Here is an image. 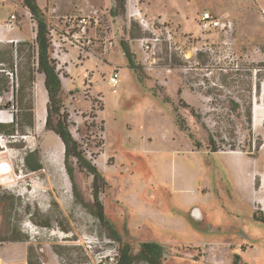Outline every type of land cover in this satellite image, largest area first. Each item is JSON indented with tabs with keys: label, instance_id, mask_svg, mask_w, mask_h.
Returning <instances> with one entry per match:
<instances>
[{
	"label": "rangeland",
	"instance_id": "obj_1",
	"mask_svg": "<svg viewBox=\"0 0 264 264\" xmlns=\"http://www.w3.org/2000/svg\"><path fill=\"white\" fill-rule=\"evenodd\" d=\"M126 1L121 9L115 0H37L69 129L109 184L98 195L106 217L130 244L132 264H149L136 254L151 239L165 248L163 264H232L235 254L234 264H264V116L254 127L252 114L255 97L264 114V0H138L155 34ZM204 10L230 18L234 33L202 35ZM27 11L0 0V24L14 13L21 36L16 45L0 34V112L13 113L0 123L14 125V134L0 131V153L14 166L11 177L0 174V263L28 264L29 252L30 264H115L119 243L96 216L92 176L70 158L71 177L61 140L38 122L47 100L35 97L44 76L30 70ZM154 35L159 67L148 70L139 43ZM114 65L113 88L105 80ZM17 87L31 111L12 105Z\"/></svg>",
	"mask_w": 264,
	"mask_h": 264
},
{
	"label": "trees",
	"instance_id": "obj_2",
	"mask_svg": "<svg viewBox=\"0 0 264 264\" xmlns=\"http://www.w3.org/2000/svg\"><path fill=\"white\" fill-rule=\"evenodd\" d=\"M22 5L26 7L31 13V20L35 22V39L33 50L36 52V65L32 67L31 72L34 70L40 74H43V84L46 90L47 101H46V119H45V129L48 131H52L61 142L64 144V157H65V164L67 170L69 171L70 176L72 177V169L68 163L70 158L76 159V163L80 169L86 170L90 175L93 176L92 181V191H93V199H94V206L97 208L96 216L98 220L105 224V217L103 213L102 204L99 201V192L102 191L104 185H106L102 172L93 164L91 161L87 160L85 154L80 146V143L73 137L70 129H69V117L68 113L63 110V102L61 98L62 94V83L60 80V76L56 70V65L51 58L50 55V37L49 32L51 30L50 25L44 15V11L37 3V0H21ZM116 7L121 8L124 7V0H115ZM19 41L18 43H20ZM17 43V44H18ZM12 44V43H11ZM16 44V45H17ZM125 56L128 59V67L133 69V63L131 61V54L129 51V47L126 43L121 44ZM12 52V51H11ZM0 59V63H2ZM239 67L237 66V69ZM18 87L16 88V92L14 95V102L12 104L14 108L17 109H24L31 111L33 101L30 97V100L23 105V98L18 96ZM21 90H24V87H21ZM19 102H21V106L19 108ZM17 106V108L15 107ZM31 126V122L29 123ZM179 127L184 130L186 129L185 125L182 123H178ZM0 131L8 132V134H14V125L9 123H0ZM189 138H193L191 134H188ZM210 141V139H209ZM197 146V145H195ZM209 149L212 152H217L212 144L209 142ZM32 153V152H31ZM31 154L26 153L24 159L27 162V166L31 170H38L40 169L39 163H31L29 158ZM115 238H119L118 235L113 233ZM162 255V247L156 243H143L141 249L136 255L138 258H142L151 264H161L160 257ZM28 264H30V254L28 252L27 255ZM134 256L132 255V251L130 247L126 244H122V247L119 248L116 255L114 256L115 264H132ZM239 260V257H237ZM23 264V263H17Z\"/></svg>",
	"mask_w": 264,
	"mask_h": 264
},
{
	"label": "built area",
	"instance_id": "obj_3",
	"mask_svg": "<svg viewBox=\"0 0 264 264\" xmlns=\"http://www.w3.org/2000/svg\"><path fill=\"white\" fill-rule=\"evenodd\" d=\"M126 10L128 11V14L131 18L138 21V23L140 24V27L144 31H149V32H152L153 34H155L150 21L145 17V15L140 10V8L138 6V0H127L126 1ZM27 12L29 13L30 11H27ZM30 18H31V16H30ZM16 20H17L16 15L14 13H11L10 16L8 17V19L4 23L0 24V33L5 34L9 31H11L12 29H14L16 26ZM80 21L85 22L86 20L81 19ZM95 21L97 22L98 19L95 18ZM161 23L164 24V22L162 20H161ZM198 24H199V27L201 29L202 35L222 33L225 37H227V36H231L234 33V28H235L234 22L230 18H222L219 15H216V14H214L208 10H204L200 14V17L198 19ZM165 32H166V36L164 39L168 40V41L171 40L172 34H171L168 26H165ZM72 37H74V35ZM160 40L161 39L159 36L154 35V37H152L151 40H146L145 43L143 40H141L139 43V46L144 51V55H145L144 56V63H143L144 68H146L148 70L156 69L157 67H159L157 57L154 56V54H155L154 50H155L156 42H158ZM6 41L10 42V43L17 44L20 40L12 38V39H7ZM222 42L224 44L228 43L226 40H224ZM108 45L110 48L116 47V41L109 40ZM119 70H120V67H118L116 65L113 66L111 72L108 74V76L106 77V80H105V82L108 86H111L114 88L118 85L119 75H120ZM85 75H86V77L88 76L87 73ZM10 117H11V120H13V113H10ZM0 140H1V142L5 141L7 143L6 139H4L2 134H0ZM11 164L12 163H10V161H5L3 163H0V171H1V169H4L6 167L9 168L11 166ZM42 264H44V262Z\"/></svg>",
	"mask_w": 264,
	"mask_h": 264
},
{
	"label": "bare ground",
	"instance_id": "obj_4",
	"mask_svg": "<svg viewBox=\"0 0 264 264\" xmlns=\"http://www.w3.org/2000/svg\"><path fill=\"white\" fill-rule=\"evenodd\" d=\"M37 94H38V97L40 99V100L39 99L37 100V104L41 105V106L44 105L45 101L47 100V95H46V90L44 88L43 79L40 80V82L36 83V86H35V97L37 96ZM256 100H257V98L255 97L254 101H253L254 104H253V113H252L253 114V125H254V127H257V126L260 125L261 120H262V118L264 116V114L261 111L262 108H260L261 105L258 103L259 100L258 101H256ZM44 116H45V111H44V108H43V110L40 112V115L37 114V119H38V122H39V124L41 126H44ZM10 120H11L10 116L6 117L5 112H0V122H9ZM6 156H7L6 154L0 153V163H3L5 161H9L10 160V158L8 159V157H6ZM12 159L13 158H11V160ZM13 167L10 166L9 168L6 167L4 169H1L0 174L1 175L3 174V176L4 175L7 176L9 174L8 176L11 177L13 175V172H14L13 171L14 170ZM4 179H5V177H4ZM261 204H262V208H263V212H264V200H261ZM198 213L199 212L196 210L194 215L197 216Z\"/></svg>",
	"mask_w": 264,
	"mask_h": 264
},
{
	"label": "flooded vegetation",
	"instance_id": "obj_5",
	"mask_svg": "<svg viewBox=\"0 0 264 264\" xmlns=\"http://www.w3.org/2000/svg\"><path fill=\"white\" fill-rule=\"evenodd\" d=\"M91 176H92V175H91ZM102 176H103V179H104V181H105V183H106V185H104V187H103V189H102V191H104V189H105L106 187H108L109 184H108V181L106 180L105 176L103 175V173H102ZM92 181H93V176H92ZM93 200H94V199H93ZM93 202H94V201H93ZM101 204H102V203H101ZM102 207H103V213H104V217H105V221H106L105 224H103V223H102V224L105 225V226L109 229V231L111 232V233H110V234H111L110 237L119 243V248L122 247V244H126V245H128V246L130 247V249H131L130 244H128L126 241L123 240V238H122V236H121V233L115 228L114 224H113V223H112V222L106 217V214H105V212H104V206H103V204H102ZM263 223H264V222H263ZM113 233H115V235H118L119 238H118V239L115 238V236L113 235ZM143 243H156V244H159V245L162 247V255H161V257H160V263L163 264V259H164V255H165V248H164V246H163L162 244H160L159 242H157L156 240H153V239L148 240V241H143V242H141V243L139 244V250H138V253H139V251H140L141 246H142ZM118 250H119V249H118ZM131 251H132V249H131ZM138 253H137L136 255H138ZM132 255H134L133 252H132ZM237 257H239V260H240V256H239V254H238V255L235 254V255H234V261L237 260ZM234 261H233L232 264H234ZM148 263H149V262H148ZM149 264H151V263H149Z\"/></svg>",
	"mask_w": 264,
	"mask_h": 264
},
{
	"label": "crops",
	"instance_id": "obj_6",
	"mask_svg": "<svg viewBox=\"0 0 264 264\" xmlns=\"http://www.w3.org/2000/svg\"><path fill=\"white\" fill-rule=\"evenodd\" d=\"M149 9V7H148ZM149 12H150V9H149ZM216 15H218L217 13H215ZM15 29V28H14ZM14 29H12L11 31L5 33V34H2L4 36V38L7 40V39H12V38H15V39H19L21 40V36L19 33L15 32ZM1 34V33H0ZM1 36V35H0ZM262 208V207H261ZM263 210V208H262Z\"/></svg>",
	"mask_w": 264,
	"mask_h": 264
},
{
	"label": "water",
	"instance_id": "obj_7",
	"mask_svg": "<svg viewBox=\"0 0 264 264\" xmlns=\"http://www.w3.org/2000/svg\"><path fill=\"white\" fill-rule=\"evenodd\" d=\"M45 112H46V106H45ZM45 119H46V114H45V117H44V121H45ZM0 149H1V147H0ZM63 149H64V144H63ZM192 210H193L194 213L196 212V210H194V209H192Z\"/></svg>",
	"mask_w": 264,
	"mask_h": 264
}]
</instances>
